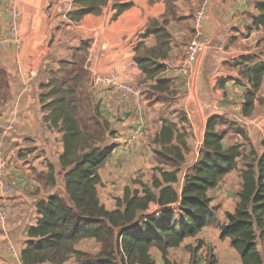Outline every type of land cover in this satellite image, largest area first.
<instances>
[{"label": "crops", "instance_id": "crops-1", "mask_svg": "<svg viewBox=\"0 0 264 264\" xmlns=\"http://www.w3.org/2000/svg\"><path fill=\"white\" fill-rule=\"evenodd\" d=\"M130 1L132 6L114 18L115 10L107 5L98 15L89 14L80 21H71L67 17L74 9L71 0H0V34H8L7 8L12 2L19 10L21 38L19 47L0 48V68L7 74L9 95L0 106V137L3 139L0 152L15 189L5 205L6 221L0 223V264H22L21 251L28 241L27 229L35 226L40 218L36 203L56 193L57 188L64 194L63 173L58 167V157L63 150L61 133L44 119L47 111L40 101L42 85L64 67L82 65L88 71L87 89L114 132L109 143L115 146L99 169L101 182L96 188L98 198L108 210L116 208L115 199L122 196L131 178L142 174L140 180L150 183L154 168L174 169L170 162L160 161L155 156L160 147L155 138L164 121L175 124L181 132L185 121L179 120L177 115L183 111L188 126L185 130L188 132L190 127L192 139L202 138L207 118L216 113L214 109L237 110L236 116L246 121L241 106L242 90L248 88V84L239 86V91L231 84H225L230 87L228 90L215 88L211 94L216 101L205 102L209 92L203 79L202 61H209L206 55L211 61L221 60L220 53L237 57L256 54L259 45L255 36L264 38V33L250 29L251 19L257 15L254 0ZM200 5L208 14L203 31L213 50L202 53L192 65L189 77L174 67L175 63L153 77L147 76L136 59L159 64L178 61L191 37L192 13ZM147 30L151 32L146 35ZM112 75L137 87L139 98L124 97L92 82L94 76ZM160 79L169 82L168 90L152 88ZM263 88L264 76L258 96H264ZM223 92L225 95H221ZM235 98L238 102H234ZM198 116L202 118L201 131L194 127ZM139 126L143 137L129 145L131 132ZM184 141L190 147L186 138ZM171 144H177L175 139ZM191 154L189 150L183 153L184 162L178 172L180 185L183 171L193 160ZM49 164L54 167V184L47 182ZM225 222L226 218L220 225ZM205 230L211 231V237H206L205 242L214 246L212 253L219 250L215 264H241L229 239L219 238L217 226L210 224L203 228ZM75 248L97 254L101 244L93 238H85L78 241ZM150 254L156 264H163L156 248L152 247ZM67 264L78 263L71 258Z\"/></svg>", "mask_w": 264, "mask_h": 264}, {"label": "trees", "instance_id": "trees-1", "mask_svg": "<svg viewBox=\"0 0 264 264\" xmlns=\"http://www.w3.org/2000/svg\"><path fill=\"white\" fill-rule=\"evenodd\" d=\"M71 4L74 9L67 13L71 21L98 15L107 5L115 10L114 18L132 6L130 0H71ZM254 8L257 15L252 17L250 29L264 33V0H254ZM260 56L245 55L239 59L241 75L249 86L242 104L244 116L251 114L262 83L264 47ZM136 60L150 77L165 69L154 61ZM87 78L88 71L82 65L71 69L66 66L42 85L40 101L47 111L44 119L61 133L63 150L58 167L63 173L64 196L54 193L36 203L40 218L27 229L22 264H67L71 258L78 264H156L150 254L152 247L160 252L163 264H175L167 257L168 249L180 246L184 239L214 223L215 207L210 205L208 191L235 168L236 159L241 156L239 146L224 147V133L217 130L224 119L209 116L199 158L187 167L180 185L178 172L188 147L184 131L179 132L175 124L164 121L155 138L160 144L155 154L174 169L155 168L157 175H152L149 186L141 181H134L140 186L138 189L125 186L122 196L115 199L116 208L108 210L96 188L101 182L99 169L115 146L103 141L114 132L88 91ZM168 83L156 80L152 88L168 90ZM8 97L7 74L0 68V106ZM173 139L177 144H171ZM251 154L253 158L241 171L242 185L235 209L226 212V222L218 225L219 238L229 239L241 264H264L255 243L264 236V150L257 154L251 149ZM53 173L54 167L49 164L50 184L55 183ZM153 205L155 209L150 210ZM85 238L98 241L101 250L97 254L76 250L75 244ZM202 245L199 240L193 251ZM215 262L212 259L207 264Z\"/></svg>", "mask_w": 264, "mask_h": 264}, {"label": "rangeland", "instance_id": "rangeland-1", "mask_svg": "<svg viewBox=\"0 0 264 264\" xmlns=\"http://www.w3.org/2000/svg\"><path fill=\"white\" fill-rule=\"evenodd\" d=\"M18 21H19V17H18ZM255 37L259 45V48L258 50H256V54H254V56L256 55L258 58H261L260 55L264 47V38H261L260 35L259 36L257 35ZM84 48L85 47L83 46L82 47L83 55L86 52ZM211 50L213 49H210L209 47L205 51H211ZM220 56H221V60L219 59V60L211 61V57L206 55L209 61H205V60L202 61L204 66L203 79L205 81L206 87L209 92V97L204 99L205 102L213 103L216 101V98L211 94V90H215V88L224 87V89L228 90L230 87L225 86V84H231L232 87L236 86V91H239L238 87L239 86L242 87L246 83V80L241 75L242 66L239 64L240 57L233 56L231 54H223V53H220ZM248 88L246 89L241 88L243 89L242 90L243 102H244V93L247 91ZM258 92L256 93V99L254 101L253 110L250 115L246 116L247 118L245 122L242 119L240 120L239 116L238 117L236 116V114H239L237 110L234 111L226 108L222 110L214 109V112H216L214 115H218L224 119V124H221L217 127V130L222 131L224 133L222 145L224 147H228L232 144H237L241 151V156L236 159L235 168L231 172L226 174L224 176L225 178L223 177V179L213 190H211V192L210 190L208 191V195L211 198L210 205L211 207H215L214 209H212V215L214 219V223L212 224L217 227L218 225H220V221H222L225 218L226 211L233 212L235 209V206L238 201V192L240 191L242 185L241 171L244 169L245 164L253 158V155L251 154V149H253V151L257 154H260L264 150V96H260V95L258 96L257 95ZM263 93H264V88H263ZM221 95H225V92H223ZM236 98L234 102H238ZM241 113H242V106H241ZM177 116L179 120L184 119L183 121H185V125L182 126L183 128L181 130L184 131L183 138H186L190 144L188 150L192 152L190 156L192 158L194 156V146L196 139H192L193 135H189L190 127L188 129L189 130L188 132L187 130H185V128L187 129L188 127L186 121L187 120L186 114H184L183 111L182 112L180 111V113ZM251 118L254 119V121H252ZM201 120H202L201 116H198L194 121L195 124L194 127L195 130L197 131L198 130L201 131L202 128ZM192 140H194V144H192ZM108 143H109V139L107 138L106 135L103 144H108ZM190 159L188 158V160ZM158 160H160V157L158 158ZM153 174L157 175L155 168ZM141 176L142 174H139L135 178L133 179L131 178L128 186L131 189H135L136 187L137 189L138 187L140 188V186L136 184L134 181H141L140 180ZM141 182L144 183L143 181ZM144 184L149 186L151 184V181L150 183H144ZM55 191L57 194L64 196L61 189L57 188ZM152 207H154L155 209L154 205ZM210 232L208 230H205L204 232L202 229L197 234L196 237L184 239L180 246L176 248L168 249V254H167L168 259L174 262L175 264H192V263L207 264L212 259L217 262L218 260L216 259V257H218L219 255L218 248L216 247L217 249L215 251V254H213L212 252L214 246L212 247L211 244H207L205 242L206 237L207 238L211 237ZM199 240L203 242V245L200 247V249L197 252H194L193 249L197 246ZM255 243L258 251L262 256V260L264 263V236L261 239L257 238Z\"/></svg>", "mask_w": 264, "mask_h": 264}, {"label": "built area", "instance_id": "built-area-1", "mask_svg": "<svg viewBox=\"0 0 264 264\" xmlns=\"http://www.w3.org/2000/svg\"><path fill=\"white\" fill-rule=\"evenodd\" d=\"M7 14L9 19L8 34H0V48L9 47L14 45L19 47L21 45V38L19 35L18 17L19 10L14 3H10L7 8ZM207 12L203 5L198 6L192 13V25H191V37L184 46L183 55L178 61H164L162 64L166 67L175 63L178 70L183 72L186 77L190 76L192 65L199 59L202 53L210 47V40L204 36L203 25L207 20ZM93 84H97L101 87L107 88L118 94L129 97L133 96L139 98L140 91L132 83L121 80L117 75L112 76H94L92 78ZM143 137L142 127L134 129L131 132L130 137L127 140L129 145H132L134 141ZM3 143L2 137H0V149ZM202 145V138L199 136L196 138L194 146V156L191 165L194 164L199 158V153ZM15 189L10 183L9 174L7 169V162L1 156L0 152V223L4 224L6 221L5 205L8 197L14 194ZM9 249L12 250V246L9 245Z\"/></svg>", "mask_w": 264, "mask_h": 264}]
</instances>
